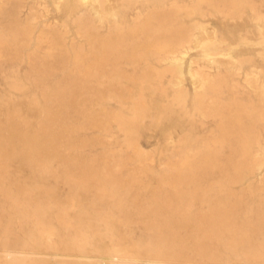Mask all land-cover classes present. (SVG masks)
<instances>
[{
    "label": "rangeland",
    "instance_id": "rangeland-1",
    "mask_svg": "<svg viewBox=\"0 0 264 264\" xmlns=\"http://www.w3.org/2000/svg\"><path fill=\"white\" fill-rule=\"evenodd\" d=\"M56 1L57 0H54V1L53 0H44V4L46 5V7L44 9V13L47 14V19H49L48 22H50V23L56 22L61 29H63L64 24H68V26L66 28L68 31L66 33H63L62 36L64 38L65 43L68 46L66 48V51H65V55H67L65 58L68 57L67 59H69V60H67L68 62L66 61L65 58L62 60L63 61L62 62L63 68L61 66H59V65H61L60 59H58V57L56 55H50L48 53L47 49L45 48V45L38 41V39H37V35L39 34L38 29H34L29 43L22 48L14 46L12 43H10L9 38L7 37V46L9 47L8 51L10 53V56L7 59L4 58V60L0 61V123H1L0 126H2V128H5L7 126V122L11 121L13 123V126L17 125L19 128H21L22 134L24 137L23 138L24 142H30L31 147L33 148V150H32L33 152L30 155L29 160H27L25 162H21L19 156H11V155L3 156V162L5 161L4 164H5L6 172H4L3 174L0 173V219L2 220V221L0 220V264H110V263L102 261L101 256L112 255L114 247H120L125 252V255H124L125 257L123 256L124 258H122V257L118 258L116 256H114V258H109L110 260L116 262L115 264H144L143 263L144 259L150 258L152 256L150 254L142 252L143 251L142 248L147 247L148 245H151V246L153 245V242H151V241L154 240V238L152 237L153 236L152 234L154 233V231H151V230H154V228H153L154 224L162 222V223H165L168 225V224H172L176 221V219H173V218H168V219H163V220L159 219L157 216L158 211L154 210L153 208L154 207L155 208L156 207L161 208V205H159V203H155V204H154V202L152 203V201H153L152 198L156 199L155 196H157L159 198V200L166 198V192H169V190L171 189L170 182L173 181L172 176H174V174L168 170V166L174 165L172 167H176L178 165V162H177L178 158L177 157H179V155L182 154L183 152H186V150L188 148L190 149V152H191L189 154H192L195 156V154L206 150V147H204V145L201 146L203 143H207V142L211 143V141L207 138V136L209 135L210 131L213 129V127H212L213 122L209 121L210 119H201V117L199 116V113H198V110L196 107V103H195V99H194V93L192 92L194 89V86L191 83L192 82V80H190L191 77H190L189 73L187 72L188 71L187 68H189V64H190L191 59L199 56L201 49H200V47L195 48L194 43H191V46L193 49L191 48L188 51V53L185 55L184 59L182 60V63H183L182 64V72L184 73L183 74V81H184V85H185L184 94H182V96H178L176 93L177 89H174L175 87H173V85H171L172 81L173 82L176 81L175 79L171 78L172 72L167 73V71H169L171 67H169L167 65L163 66L164 64L162 62H159L157 59H155L153 56H150V55H148L146 57L149 60H147L145 58L146 61L142 60V61L137 62V61H132L130 59H126V60L123 59L125 61L122 62V67L120 66V68L122 70L121 71L122 77H120L121 75H117V74H115V75L109 74L107 67H106L105 74L100 73V74L96 75L97 78L94 76V78H92V79H91V77H93V76H91L90 80H88L87 77L82 72H79V73L78 72H75V73L72 72V70H73V62H72L73 54H74L75 50L81 51L83 56H85V53H86V56H85L86 58L85 57L83 58V62L84 61L85 62L84 63L82 62V64H84V66H86L91 61L92 51L96 53V51H98L99 49L97 50V49L91 47V45L88 42H86L87 40L84 36L77 34L75 32V29H73L71 26H69L71 24L68 21L64 12L62 15L57 14V12L55 11ZM65 1L66 0H62V1L60 0V2H59V4L63 3V7H62L63 9H65V5H66ZM160 1H162V0H130L129 6H127V7L121 6V9H122L121 15H126V14L130 13V7L133 5H138V6L143 7V5H145V3H147V2L154 3V5H158L160 3ZM165 1L169 3L173 0H171V1L165 0ZM174 1H178V2L183 3V4H185V3L186 4H188V3L195 4L196 3V0H174ZM53 2H54V4H53ZM112 2L115 3V5L118 4L117 0L116 1L111 0V3ZM78 4H79L78 1H76L74 3V5H78ZM204 7H205V5H202V4L200 5V11L203 12L202 16L200 14L198 15V13H196V12L188 14V13H186V11L182 10V11H178L175 13V14H178V16L175 15L174 19L181 20L182 22L185 20L183 23L186 26L191 25L194 21H196L198 19V20H200V22H203L201 24L205 25L209 31H211L210 29L212 27H213L212 29L215 28L214 31H215V34L217 35V37H220V36L225 37L226 43L227 44L231 43V37H230V33H229V20L220 18V16L218 14H216L212 11L208 12L206 9H204ZM45 11H47V12H45ZM186 22L188 23V25ZM206 24L207 25L211 24V25L207 26ZM70 27H71V29H70ZM101 30L104 31L105 29H101ZM71 38H74V46L73 47L70 45L71 44ZM2 48H3V51L5 52L6 51L5 48L4 47H2ZM69 49H71L70 53L68 51ZM16 52H19V54H20L18 56V58L13 57V55ZM65 62H67V65ZM41 63H42V65H40ZM53 63H54V66L52 65ZM140 63H142V64H140ZM35 64L38 65L39 71L36 70V72H35V69H34ZM138 64H140V65L138 66ZM147 64H148V66H147ZM52 66L54 67V69ZM194 66L196 67L197 64L195 63ZM55 67H56V69H55ZM59 67L61 70L57 71V68H59ZM123 67L126 71L123 69ZM150 67L153 69L156 68L157 70H160L161 74L157 75V77L144 75V72ZM164 67H166L167 69L169 68V70H167ZM134 68L137 69V71H139V72H137ZM67 69H71V71L67 70ZM55 70L57 72H54ZM123 70L125 72L128 71L127 76ZM161 70L162 71L164 70L163 74H162ZM135 72H137L138 75ZM72 73L74 74V76ZM71 75L73 76V78H71L72 77ZM75 75H76V77H75ZM68 76H71V77H68ZM108 76L110 77V79L108 78ZM140 76L145 77L146 78L145 80H147V81L140 80V78H142ZM83 77H86L87 81H85L86 79ZM158 77H161V78H158ZM69 78L73 79V82H74V83H72L73 85L75 84V82L77 84L79 82V85L75 84L76 87L79 86L80 88H84V87H86V88L91 87V88L82 89L83 90L82 92H81V90H76L77 92L75 90H73L74 92L73 91L68 92V93H66V95L61 96L62 94H64L63 92H59L62 90L61 85H63V83L66 84L67 79L69 80ZM111 78H113V79H111ZM134 78H135V80H134ZM137 78H139V79H137ZM169 78H170L171 82L168 83V81H170ZM77 79H79V80H77ZM153 79L156 80L157 82L156 81L154 82ZM159 79H160V81H159ZM148 80H150V81H148ZM69 82H72V80L71 81L69 80ZM160 82H162V84ZM93 84H94V86H93ZM163 84L165 86L164 89H162ZM141 85H142V88H141ZM111 86L117 88L118 90L117 91L116 90H114V91L105 90V87H111ZM124 86H125V88H124ZM92 88L94 89V91H93L94 93H92V90H93ZM96 88H98V89H96ZM121 88H123V89H121ZM128 88L130 91L127 90ZM140 88H141V90H140ZM155 88H157L158 90H156ZM185 88H187L188 90ZM103 89H104V92H103ZM84 90H85V92H84ZM90 90H91V92H90ZM153 90H154V92H153ZM95 91H97V93ZM80 93L81 94L83 93V94L80 95ZM102 93H103V95H102ZM104 93L106 94V96H104ZM154 93H156V94L154 95ZM42 94H44L45 96ZM108 95H114L115 98H112L111 96H108ZM70 96H72V97H70ZM83 96H84V98H83ZM87 96H90L89 99L87 98ZM91 96H93V97H91ZM117 96H121V98H119ZM81 98H83V99L81 100ZM85 99H87V101H85ZM122 99H123V101H122ZM114 100L116 103L114 102ZM83 101H84V103H82ZM93 101H95V102H93ZM71 102H72V104H71ZM88 102H90V103H88ZM46 104H47V106H46ZM48 105H51V107ZM55 105H57V106H55ZM86 105H88V109L86 108L87 107ZM89 105H90V107H89ZM103 105H105V106H103ZM193 106H194V108H193ZM100 107H101V110H100L101 112H99V110H97V109H100ZM102 108H104V109H102ZM125 108H126V110H125ZM86 109L88 111H86ZM128 109H130V111ZM42 110H45L47 112L46 113V115L48 117L47 118L48 120L46 122L47 124L44 123V121H43L44 114H41ZM91 110L93 112H91ZM53 111L55 114L52 113ZM136 111L138 113H136ZM139 111H141V112H139ZM89 113H91L92 115ZM110 113L113 115H110ZM93 114L96 115V117L94 116V119H96V120L98 119L97 121H100V118H101L100 122L102 124L98 122L100 125L98 124L99 126H97V127L94 124V122L92 125L93 119H90V118H93L92 117ZM108 114L110 116H108ZM86 115H87V117H86ZM61 116L63 117L62 119L60 118ZM97 117H99V118H97ZM105 117H108V119H106ZM8 118H9V120H8ZM110 118H111V120H110ZM112 118H113V120H112ZM52 119H55V120H52ZM85 119H86V121H85ZM61 120H63V121H61ZM51 121H53V122H51ZM87 121H89V122H87ZM54 122H56V123H54ZM60 122H62V124ZM86 122H87V124H86ZM90 122H91V124H88ZM105 122L107 125L105 124ZM124 122H125V124H123ZM103 123H104V125H103ZM108 124H109V126H108ZM211 124H212V126H211ZM44 125L46 128L44 127ZM87 125H90V126H87ZM63 126H65V127H63ZM68 126L70 128H68ZM84 126H86V127H84ZM100 126H102L103 130H102V128H100ZM129 126H132V127L129 128ZM204 126H206V128H205L206 130L205 129L202 130L204 128ZM58 128H60V129H58ZM97 128H98V130H97ZM133 128H135V129H133ZM64 129H65V131H64ZM60 132H62V133H60ZM1 133H2V135H4L5 131L3 130ZM29 134L30 135L37 134L39 137H37V138L26 137ZM52 134H53V136H52ZM46 135H47V137H46ZM60 135L63 138H60ZM135 135H136V137H135ZM58 136H59V138H58ZM64 136H65V138H64ZM133 136H134V138H133ZM41 137H42V139L45 138L44 141L41 140ZM30 138H32V139H30ZM63 139L66 141H63ZM130 139H131V141H130ZM3 140H4L3 138L0 139V141H3ZM51 141L52 142H55V141L59 142L60 141L59 142L60 144L65 143L64 147L66 149L69 148L68 152H67V150H65L66 152H63V154H65V155L62 154V157L57 161H56V159L51 158L49 155H48V157H47V155H45L44 156L45 159L43 160L45 163L43 162V164H42L43 166L40 165V167L39 166L34 167L33 160L35 159V155L33 153H35V152H37V153L43 152L44 153V149H43L44 145L46 143H51ZM69 142H71V143H69ZM68 144L71 146L69 147ZM139 146H140V148H139ZM221 150H222V153L227 151L224 153L225 155L221 156V158H226L227 157L226 154L228 153V148L225 147ZM70 153H73L72 154L73 158L74 157H76V158L73 159ZM145 153H147V154H145ZM126 155H128V156H126ZM113 156L115 158H113ZM68 157H69V159H68ZM188 157H189V159L193 158V156H188ZM64 159L65 160L68 159L66 161V163H63V162H65ZM95 160H96V162H95ZM78 161H79V163H78ZM108 161H109V164L107 163ZM113 161H118L121 163L123 162L122 163L123 166L120 168L119 171L115 172L116 174L114 176L116 177V179L118 178L117 181L119 180V181L123 182V180H124V182L127 183L126 189L130 192H128L127 190L122 191L121 193H119V196L113 197L110 201H107L106 198H104V196H105V193H109V191H107L108 187H107L106 191L103 190L105 192H104V194H102L103 198H101V194L99 192H101V190H102V187L100 184L103 182L101 181L99 176H96V175H99V172L103 167L110 168V165H112ZM138 161H140V162H138ZM57 162H58V164H57ZM144 164H145V166H144ZM92 165H96L97 167H94ZM98 165H99V167H98ZM140 165H142L144 167H142ZM83 166L85 168H83ZM126 166L130 170L125 169V168H127ZM88 167L90 168V170L88 169ZM133 167L137 168V169L139 168V169L137 170V169H134ZM34 168H36V169H34ZM98 168H100V169L97 171ZM92 169H93V171H95V170L96 171L93 173ZM65 170H67V171H65ZM74 170H76V171H74ZM82 170H84V171L81 173ZM87 170L89 171V176L92 175L91 179H89L90 177L87 176L88 175ZM71 171H73V173H71L72 175H70ZM62 172L63 173L65 172L63 175H67V177L62 176L61 175ZM66 172H68V173H66ZM90 172H92V174ZM232 172H234V171L231 169L227 171V173L231 174V175L229 174L230 177L233 175L231 178L234 177V173H235V172L234 173H232ZM134 173H136V174L134 175ZM73 174H74V176H78V177L75 178L73 176ZM218 174L219 173H217V171H211V170L203 171L202 175H204V176L201 177V181L198 183L199 187H201V185L203 187H205L212 180H213V182L216 181L218 178L217 176H219ZM82 175L85 177H83ZM2 176H5V177L1 178ZM68 176H73L74 180H73V178H68ZM79 176H80L81 180H79ZM95 176L100 181H98V179H96ZM83 178L89 179L91 181L87 180L88 182L86 183L85 182L86 179L83 180ZM239 178L241 179L239 182L231 181L227 185V189H229L231 193L235 194L238 197L244 196V198L250 199L248 208L241 206L237 210L238 220L243 224H247V225L251 226L256 231H258V233L261 234V232L264 231V229H262L261 223L255 220V210H256L257 206H259V207L264 206V191L256 190L254 188V186H256V184H257V178L256 177H253L250 174H246L244 172L243 173L241 172V175L239 176ZM170 179H172V180H170ZM92 180H93V182H92ZM165 180L167 182V185H166ZM83 181L85 183H81ZM77 182L79 185L77 184ZM129 182H130V185L132 184L131 186L128 185ZM206 182H208V183H206ZM213 182L210 183V184H213V185H211L212 189L210 191L205 190V191H203L204 193H202V194L200 193L201 195H199L197 197L198 199L196 201V204L194 202V203H191L189 205L188 212L193 214L197 211H201V210L204 211L214 198L219 197L223 194V192L221 191L223 186L218 184V183H213ZM13 183L15 184V186L13 185ZM83 184H85V186ZM92 184H94V185H92ZM159 184H160V186H159ZM198 184L196 183V185H198ZM17 185L19 188L17 187ZM90 185H91V187H88ZM152 185H153V187H152ZM168 185H170V187ZM196 185H193V184L191 185V183H189V182L187 184L181 183L179 186V190L181 189L180 191H181L182 195L181 194H180L181 196L180 195H178V196L173 195L172 196V198L174 197L173 201L176 200V197H179L180 201L178 202L177 205L180 207H183L185 205V203L189 199L192 198L191 193H192V190L194 189V187ZM85 187H87V188H85ZM184 187H186V188H184ZM20 188L23 189V191L20 190ZM104 188L105 187H103V189ZM157 188H159V189H157ZM163 188H167L168 190H164ZM183 188L185 190L188 189V191L186 190V192H184ZM28 189H29V192H28ZM86 189L89 192L85 191ZM94 189L96 190V192L94 191ZM189 189H191V190H189ZM17 190L19 192H17ZM157 190H159V192ZM42 191H43V193H42ZM93 191H94V193H92ZM189 191H191V192H189ZM38 193L40 196L37 195ZM131 193H132V195L130 196ZM156 193H157V195H156ZM163 193H164L165 197H164ZM26 194L28 195L27 197H26ZM16 195H18V196H16ZM91 195H93V196H91ZM95 195L100 196V197H96ZM135 195H137L136 198H135ZM151 195H152V197H151ZM161 195H162V197H161ZM24 196H25V198H24ZM129 196L132 198L130 199ZM19 197L21 200L19 199ZM52 197H54V198L52 199ZM167 197L169 198L170 195L168 194ZM17 198H18V201L20 200L19 203L17 201ZM32 198H33V200H32ZM137 199H138L139 203L136 202ZM142 199H144V200H142ZM22 200H24V201H22ZM34 200H36V201H34ZM58 200L61 201V203L58 202ZM3 201H4V203H3ZM104 202H105V204H104ZM17 203L21 206H16ZM63 203H64V205H61ZM107 203H109V204H107ZM148 203H149V205H148ZM151 203H152V205H151ZM28 204H29V206H28ZM95 204H97V205L99 204V206H97ZM133 204H135L136 206ZM138 204H140V205H138ZM39 206H41V207H39ZM63 206H65V207L68 206L67 208H69V206H71V207L69 209H67ZM164 206L165 207L162 208L163 210L161 209L165 213L164 215L169 214L171 211L169 212V209H167L168 205L167 206L164 205ZM132 207H134V209ZM26 208H27V210H26ZM59 208H60V210H59ZM99 208H102V209L99 210ZM135 208L139 209V211L136 210ZM144 208H145V210H144ZM61 209H64V210H61ZM95 209H97V210H95ZM166 209H167V211H166ZM23 210H25V211L23 212ZM28 211H29V213L31 212L30 215H29ZM40 211H43L42 216L40 214ZM117 211H118V213H117ZM129 211H131V213H128ZM125 212H127V213H125ZM65 213L67 214V216ZM61 214H64L67 218H69L68 220L70 221L71 224L77 226V228H75L76 233L78 232L79 236H82L81 238H83L81 240V242L79 241V243H81L80 245H81L82 249L78 248V247L76 248L75 245H73L71 243L70 237H72L75 230L73 227H70L66 230V228L60 223V220H59V217L61 216ZM99 214H101V215H99ZM146 214H147V216H146ZM130 215H132L133 217ZM55 216H57V217H55ZM69 216H71V218ZM122 216H123V218H122ZM150 216H151V218H150ZM100 217L104 220H102ZM142 217H144V219ZM56 218H58V219H56ZM127 218H128V220H127ZM153 218L154 219L156 218V219L154 220ZM32 219L33 220L36 219V220L33 221ZM136 219H138V220H136ZM140 219H142V221ZM149 219L151 220L148 222L150 224L147 223V221ZM158 219H159V221H158ZM38 220H39V225H40V223H43L44 224L43 228L47 227L46 229H48L52 232L53 236L50 237V240L47 239L44 234H42L41 227L38 225ZM125 220L127 223L125 222ZM191 222H193V221H191ZM146 223L148 226L146 225ZM88 225H90V227ZM23 227H24V229H23ZM156 227H155V229H156ZM21 228L23 229L22 231H20ZM144 228H145V230L146 229L147 230L145 231ZM166 229L167 228H165V230ZM25 230H26V232H25ZM168 230H169V227H168ZM187 230H189V229H187ZM194 232H195V229H194ZM262 233H264V232H262ZM9 234H10V236H9ZM119 234L121 236L123 234L124 237L122 236L120 238ZM6 235H7V237H6ZM28 236L29 237L31 236V238H29ZM144 236H146V237H144ZM259 237L264 239V234H261V236H259ZM21 239H22V242H21ZM121 239H123V240H121ZM129 239L133 242H131ZM144 239H145V241H144ZM124 240H126L128 243ZM138 240H140L141 243ZM112 241H113V243H112ZM129 243H130V245H129ZM132 243H134V245H132ZM113 244H115V245H113ZM118 244H120V245H118ZM223 246H224L223 244L220 245L219 250L217 251V256L220 259V263H214V264H244L242 259H240L239 257H234V256H231L230 254H227V252L223 249ZM152 248H153V246H152ZM129 251H131V252H129ZM55 252L72 253V254L60 256V255H55ZM78 253H84V254H87L89 256L88 257H80L79 255H77ZM186 253L188 254L187 257H189L190 260H194L197 262H205L201 258H199L198 256H195L194 253L192 252V250L189 248L186 249ZM134 257H136V259ZM115 258L116 259L118 258V259L116 260ZM123 260H125V261H123ZM207 263L208 262L206 261L205 264H207ZM208 264H210V262ZM252 264H254V263H252ZM257 264H264V260H262L261 263H257Z\"/></svg>",
    "mask_w": 264,
    "mask_h": 264
},
{
    "label": "bare ground",
    "instance_id": "bare-ground-1",
    "mask_svg": "<svg viewBox=\"0 0 264 264\" xmlns=\"http://www.w3.org/2000/svg\"><path fill=\"white\" fill-rule=\"evenodd\" d=\"M76 1H78V3H79L78 5H74V3ZM113 1H116V0H113ZM59 2H60V0H57L56 4H55V11L57 12V14L62 15L64 12L68 21L71 24L69 26H71L73 29H75V32L77 34L84 36L87 40V41L86 40L85 41L88 42L91 45V47H93L97 50L99 49L98 51H96V53L92 51L91 61L88 64L87 63L89 61L88 60L86 62L88 65L85 64L86 66H84V64H82L83 58L86 56V53H85V56H83L81 51L75 50V52L73 54V60H72L73 70H72V72H74V73L75 72H78V73L82 72L87 77L88 80H90L91 76H93V77H91V79H92V78H94V76L97 78L96 75H98L100 73L105 74L106 67H107L109 74L121 75L122 70H121L120 66L122 67L123 61H125L126 59H130L132 61H137V62L142 61V60L146 61V59H147L146 57L148 55H150V56H153L155 59H157L159 62H162L164 64L163 66L167 65V66L171 67L170 70H169V68L168 69L166 68L167 66L164 68L169 70V71H167V73L172 72L171 78L175 79L176 81L171 82V80L169 78L170 81H168V83L171 82L172 83L171 85H173V87H175L174 89H177V92H176L177 95L182 96V94H184V87H185L184 81H183V74L184 73L182 72V64H183L182 60L184 59V57L188 53V51L192 48L191 43H194L195 48L200 47V49H201L199 56L192 58V59L190 58L191 61L189 64V68H187V70H188L187 72L189 73V75L191 77L190 80H192L191 83L194 86V89L192 92L194 93V99H195V103H196V107H197L199 116L201 117V119H210L209 121L213 122V126L211 124L213 129L210 131L209 135L207 136V138L211 141V143H209V142L203 143L201 146L204 145V147H206V150L195 154V156L192 154H189L191 152H190V149L188 148L186 150V152H183L182 154L179 155V157H177L178 158V161H177L178 165L176 167H172L174 165L171 166L170 165L171 163L169 164L170 166H168V170L174 174V176H172L173 181L170 182L171 189L169 190V192H166V198L159 200V198L157 196H155L156 199L152 198V200H153L152 203L153 202H154V204L159 203V205H161V208L160 207L159 208H157V207L153 208L154 210L158 211L157 216L159 219L163 220V219L173 218V219H176V221L174 223L168 224V225L165 223H162V222H159V223L155 222L156 224H154V226H153L154 230H151V231H154V233L152 234L153 236L151 235L154 238V240H152V241L150 240L151 242H153V245H152L153 248L151 245H148L147 247L142 248L143 249L142 252H145V253L150 254L152 256L150 258L144 259L143 263L144 264H205L206 261L208 263L210 262V264L220 263V259L217 256V251L219 250V246L222 244L224 245L223 249L227 252V254H230L231 256H234V257H239L240 259H242L244 264L261 263L262 260H264V239H262L259 236H261V234H264V233H262L264 231H262L260 234V233H258V231H256L251 226H249L247 224H243L238 220L237 210L241 206L248 208L250 199H246V198H244V196L238 197L235 194L231 193L230 190L227 189V185L231 181L239 182L241 180L239 178V176L241 175V172L242 173L244 172L246 174H250L253 177L257 178V184H256V186H254V188L256 190L264 191V0H196L195 4H190V3L183 4V3H180V2L174 1V0L168 3L165 0H162V1H160V3L158 5H154V3H150V2L145 3V5H143V7L138 6V5H133L130 7V13H128L126 15H121V12H122L121 6H125V7L129 6L130 0H117L118 4H116V5L113 2L111 3V0H66L65 1V3H66L65 9L62 8L63 3L59 4ZM53 4H54V2H53ZM201 4L205 5L204 9H206L208 12L212 11V12L218 14L220 16V18L229 20V33H230V37H231V43L227 44L225 37H222V36L217 37V35L215 34V31H214L215 28L212 29L213 27L211 26L212 27L210 29L211 31H209L205 25L201 24L203 22H200V20H198V19L196 21H194L189 26H186L183 23L185 20L182 22L181 20L174 19L175 15L178 16V14H175V13L178 11H182V10L186 11V13H188V14L196 12V13H198V15L200 14L202 16L203 12L200 11V5ZM45 7H46V5L44 4V0H0V61L4 60V58L7 59L10 56V53L8 51L9 47L7 46V37L9 38L10 43H12L14 46L22 48L29 43L34 29H38V31H39V34L37 35L38 41L45 45V48L47 49V51L50 55H56L58 57V59H60L61 65H59V64L58 65L62 67V65H63L62 60L67 56V55H65V51H66V48L68 47L64 41L62 34L66 33L68 31L66 29L68 24H64L63 29H61L56 22L55 23L48 22L49 19H47V14L44 13ZM45 12H47V11H45ZM187 25H188V23H187ZM208 25H211V24H208ZM71 27H70V29H71ZM101 29H105V30L102 31ZM70 45L72 47L74 46V38H71V44ZM2 47L5 48V50H6L5 52L3 51ZM70 50L71 49L68 50L69 53H70ZM19 55H20L19 52H16L13 55V57L18 58ZM67 58H65L66 61L69 60ZM123 59H125V60H123ZM147 60H149V59H147ZM67 62H65L66 65H67ZM195 63L197 64L196 67L194 66ZM140 64H142V63H140ZM140 64H138V66ZM40 65H42V63ZM52 65L54 66V63ZM147 66H148V64H147ZM34 69H35V72H36V70L39 71L38 65L35 64ZM53 69H54V67H53ZM55 69H56V67H55ZM71 69H67V70L71 71ZM123 69H124V67H123ZM58 70H61L60 67L57 68V71ZM135 70L137 71V69H135ZM57 71L55 70L54 72H57ZM163 71H162V74H163ZM137 72H139V71H137ZM137 72H135V73L138 75ZM125 73L127 76L128 71ZM159 74H161L160 70H157L156 68L153 69L151 67L148 68L144 72V75L156 76V77ZM76 75H75V77H76ZM71 76H68V77H71ZM73 76H74V74H73ZM73 76L71 78H73ZM86 77H83V78L86 79ZM120 77H122V75ZM140 77H142V78H140ZM140 77H139L140 80L146 79L143 76H140ZM71 78H69V80L70 81L72 80V82H69V80L67 79L66 84L63 83V85H61L62 90L59 92L64 93L61 96L66 95V93L72 92L73 90H75V91L81 90V92H82L83 91L82 89L86 88V87L80 88L79 86L76 87V85H79V82H78V84L75 82L76 85L74 84L75 85L74 86L72 84V83H74L73 79H71ZM108 78L110 79L109 76H108ZM135 78H134V80H135ZM139 78H137V79H139ZM158 78H161V77H158ZM87 79L85 81H87ZM111 79H113V78H111ZM77 80H79V79H77ZM145 81H147V80H145ZM148 81H150V80H148ZM155 81L156 80H154V82ZM159 81H160V79H159ZM160 83L162 84V82H160ZM93 86H94V84H93ZM164 87L165 86L163 84L162 89H164ZM88 88H91V87H88ZM88 88H86V89H88ZM124 88H125V86H124ZM141 88H142V85H141ZM141 88H140V90H141ZM96 89H98V88H96ZM121 89H123V88H121ZM155 89L158 90L157 88H155ZM185 89H187V88H185ZM105 90H110V91L116 90L117 91L118 89L111 86V87H105ZM127 90H129V88ZM93 91H94V89L92 90V93H94ZM84 92H85V90H84ZM90 92H91V90H90ZM95 92L97 93V91H95ZM103 92H104V89H103ZM153 92H154V90H153ZM105 93H104V96H106ZM82 94L80 93V95H82ZM155 94L156 93H154V95ZM42 95H44V94H42ZM102 95H103V93H102ZM84 96H83V98H84ZM108 96L115 98L114 95H108ZM70 97H72V96H70ZM89 97L90 96H87L88 99H89ZM91 97H93V96H91ZM117 97L121 98V96H117ZM83 98H81V100ZM85 101H87V99H85ZM122 101H123V99H122ZM93 102H95V101H93ZM114 102H115V100H114ZM82 103H84V101ZM88 103H90V102H88ZM71 104H72V102H71ZM90 105H89V107H90ZM46 106H47V104H46ZM48 106L51 107V105H48ZM55 106H57V105H55ZM86 106H87L86 108L88 109V105H86ZM103 106H105V105H103ZM101 107H100V109H97V110H99V112H101L100 111ZM104 108H102V109H104ZM193 108H194V106H193ZM87 109H86V111H88ZM125 110H126V108H125ZM128 110L130 111V109H128ZM91 112H93V111L91 110ZM139 112H141V111H139ZM46 113L47 112L45 110L41 111V114H44V119H43L44 123H46L48 120ZM52 113H54V111ZM136 113H138V112L136 111ZM89 114H91V113H89ZM95 114H93V116H92L93 118H90V117L89 118L93 119L92 125L94 122V124L97 127L100 125L99 123H101L100 122L101 118H100V121H97L98 119L97 120L94 119V116L96 117V115H97V114L96 115ZM110 115H113V114L110 113ZM110 115L108 114V116H110ZM86 117H87V115H86ZM60 118L62 119L63 117L61 116ZM97 118H99V117H97ZM105 118L108 119V117H105ZM8 120H9V118H8ZM52 120H55V119H52ZM63 120H61V121H63ZM110 120H111V118H110ZM112 120H113V118H112ZM85 121H86V119H85ZM51 122H53V121H51ZM87 122H89V121H87ZM87 122H86V124H87ZM54 123H56V122H54ZM60 123L62 124V122H60ZM88 124H91V122ZM105 124H106V122H105ZM123 124H125V122ZM103 125H104V123H103ZM87 126H90V125H87ZM108 126H109V124H108ZM44 127H45V125H44ZM63 127H65V126H63ZM84 127H86V126H84ZM130 127H132V126H129V128ZM68 128H70V127L68 126ZM98 128H97V130H98ZM100 128H102V126H100ZM205 128H206V126H204V128L202 130H204ZM58 129H60V128H58ZM65 129H64V131H65ZM133 129H135V128H133ZM3 130L5 131L4 135H2V133H1ZM102 130H103V128H102ZM60 133H62V132H60ZM61 135H60V138H63L62 137L63 135L62 136ZM52 136H53V134H52ZM26 137L37 138L39 136L37 134H33V135L29 134ZM46 137H47V135H46ZM135 137H136V135H135ZM1 138L4 139L3 141H0V173L3 174L4 172H6L5 164H4L5 161L3 162V156H5V155L19 156L20 161L25 162V161L29 160L30 155L33 152L32 151L33 148L31 147L30 142H24V139H23L24 137H23L21 128H19L17 125L13 126V123L11 121L7 122V126L5 128H2V126H0V139ZM32 138H30V139H32ZM58 138H59V136H58ZM64 138H65V136H64ZM133 138H134V136H133ZM44 139H42V137H41L42 141H44ZM56 141L55 142L51 141V143H46L44 145V148H43L44 153L43 152L33 153L35 155V159L33 160L34 167L35 166L40 167V165L43 164V162H44L43 160L45 159L44 158L45 155H47V157L49 155L51 158L56 159V161H57L62 157L63 152H66L65 150H67V152H68L69 148L66 149L64 147L65 143L60 144L59 143L60 141L59 142H56ZM63 141H66V140L63 139ZM130 141H131V139H130ZM69 143H71V142H69ZM70 146L71 145H69V147ZM225 147L228 148V153L226 154L227 157L221 158V156L225 155L224 153L227 152V151H225L224 153H222L221 149H223ZM139 148H140V146H139ZM70 154L72 156L73 153H70ZM145 154H147V153H145ZM63 155H65V154H63ZM126 156H128V155H126ZM188 156H193V158L189 159ZM72 158H73V156H72ZM74 158H76V157H74ZM113 158H115V157L113 156ZM68 159H69V157H68ZM67 160H65V162H63V163H66ZM95 162H96V160H95ZM138 162H140V161H138ZM78 163H79V161H78ZM107 163L109 164V161ZM122 163L118 162V161H113L112 165H110V168L103 167L100 170L99 175H96V176H99V178L103 182L101 184L99 183L102 187L101 192H99L101 194V198H103L102 194H104V192L106 191V189L108 187L107 191H109V193H105V196H104V198H106L107 201H110L113 197L119 196V193H121L122 191L127 190L126 189L127 183L124 182V180H123V182H121L119 180L117 181L118 178L116 179V177L114 176L116 174L115 172L119 171L120 168L123 166ZM57 164H58V162H57ZM92 166L97 167L96 165H92ZM140 166H142V165H140ZM144 166H145V164H144ZM144 166H142V167H144ZM98 167H99V165H98ZM83 168H85V167L83 166ZM34 169H36V168H34ZM88 169L90 170L89 167H88ZM93 169H92V172L94 173L96 170L93 171ZM99 169L100 168H98L97 171ZM125 169H128V167ZM134 169H137V168H134ZM230 169L235 172V173L232 172V173H234L233 178H231L233 175L230 177L231 174L227 173V171ZM76 170H74V171H76ZM128 170H130V169H128ZM206 170L217 171V173H219L218 174L219 176H217L218 177L217 180L215 179L216 177L214 178L216 181L213 182V180L212 181L210 179L209 180L213 183H218V184L222 185L223 188L221 189V191L223 192V194L219 197L214 198L204 211L201 210V211H197V212L192 214V213L188 212L189 205L191 203H194V202L196 204V201L198 199L197 197L199 195H201L202 193H204L203 191H205V190L210 191L212 189L211 185H213V184H210L211 182L208 185H206L205 187H203L202 185H201V187H199V184H198L201 181V177L204 176V175H202L203 171H206ZM65 171H67V170H65ZM83 171L84 170H82L81 173ZM68 172H66V173H68ZM87 172H88L87 176H89V171L87 170ZM92 172H90V173L92 174ZM64 173L62 172L61 175L67 177V175H63ZM71 173H73V171L70 172V175H72ZM135 174L136 173H134V175ZM73 176H74V174H73ZM73 176H68V178H73ZM91 176H89L90 177L89 179H91ZM96 176H95V178L98 179ZM4 177L5 176H2L1 178H4ZM74 177L77 178L78 176H74ZM83 177H85V176H83ZM85 179L86 178H83V180H85ZM89 179H86L85 182L87 183L88 182L87 180H89ZM73 180H74V178H73ZM79 180H81L80 176H79ZM170 180H172V179H170ZM89 181H91V180H89ZM98 181H100V180L98 179ZM85 182L83 181L81 183H85ZM92 182H93V180H92ZM165 182H166V180H165ZM188 182L191 183V185L192 184L196 185V183L198 185H196L194 187V189L192 190V193H191L192 198L187 201L188 203L186 202L183 207H180L177 205L178 202L180 201L179 197H176V200L173 201L174 197L172 198V196L173 195H175V196L180 195L181 194V191H180L181 189L179 190L180 184L181 183L187 184ZM206 183H208V182H206ZM77 184H78V182H77ZM13 185L15 186L14 183H13ZM83 185L85 186V184H83ZM92 185H94V184H92ZM128 185H130V182L128 183ZM166 185H167V182H166ZM159 186H160V184H159ZM168 186L170 187V185H168ZM17 187H18V185H17ZM88 187H91V185ZM103 187H105V188L103 189ZM152 187H153V185H152ZM21 188H20V190L23 191V189H21ZM85 188H87V187H85ZM159 188H157V189H159ZM184 188H186V187H184ZM163 189L168 190L167 188H163ZM103 190H105V191H103ZM186 190L188 191V189H186ZM186 190L184 189L183 191L186 192ZM189 190H191V189H189ZM85 191H87V189ZM94 191L96 192L95 189H94ZM94 191L92 193H94ZM157 191L159 192V190H157ZM17 192H19V191L17 190ZM28 192H29V189H28ZM87 192H89V191H87ZM128 192H130V191H128ZM189 192H191V191H189ZM42 193H43V191H42ZM132 193L130 194V196L132 195ZM164 193H163V195H164ZM168 194L170 195L169 198L167 197ZM37 195H39V193ZM152 195H151V197H152ZM156 195H157V193H156ZM16 196H18V195H16ZM27 196L28 195L26 194V197ZM91 196H93V195H91ZM130 196H129V198L131 199L132 197H130ZM136 196L137 195H135V198H136ZM96 197H100V196H96ZM161 197H162V195H161ZM164 197H165V195H164ZM24 198H25V196H24ZM53 198L54 197H52V199ZM19 199H20V197H19ZM138 199L136 202H138ZM32 200H33V198H32ZM142 200H144V199H142ZM17 201H18V198H17ZM19 201H18V203H19ZM22 201H24V200H22ZM34 201H36V200H34ZM58 202L61 203V201H59V200H58ZM3 203H4V201H3ZM18 203L16 206H21ZM152 203H151V205H152ZM99 204L98 205L95 204V205L99 206ZM104 204H105V202H104ZM107 204H109V203H107ZM61 205H64V203ZM133 205H135V204H133ZM138 205H140V204H138ZM148 205H149V203H148ZM164 205H166V206L168 205L167 209H169V212L171 211L169 214L164 215L165 213L162 211L163 210L162 208L165 207ZM28 206H29V204H28ZM39 207H41V206H39ZM63 207H65V206H63ZM67 207L68 206H66L65 208H67ZM70 207L71 206H69V208ZM69 208H67V209H69ZM132 208L134 209V207H132ZM97 209H95V210H97ZM100 209H102V208H99V210ZM135 209L139 211V209H137V208H135ZM167 209H166V211H167ZM26 210H27V208H26ZM59 210H60V208H59ZM61 210H64V209H61ZM144 210H145V208H144ZM24 211L25 210H23V212ZM28 213H29V211H28ZM30 213H29V215H30ZM117 213H118V211H117ZM125 213H127V212H125ZM128 213H131V211H129ZM40 214L42 216L43 211H40ZM99 215H101V214H99ZM66 216H67V214H66ZM66 216L64 214H61V216L59 217L60 223L66 228V230L70 227H73L75 230V228H77V226L71 224L70 221L68 220L69 218H67ZM130 216H132V215H130ZM146 216H147V214H146ZM55 217H57V216H55ZM69 217L71 218V216H69ZM122 218H123V216H122ZM142 218L144 219V217H142ZM150 218H151V216H150ZM56 219H58V218H56ZM159 219H158V221H159ZM35 220H33V221H35ZM102 220H104V219H102ZM127 220H128V218H127ZM136 220H138V219H136ZM140 220L142 221V219H140ZM255 220L260 222L262 225V229H264V206H262V207L257 206L256 207ZM149 221H151V220L149 219L147 221V223ZM191 221H193V222H191ZM125 222H126V220H125ZM147 223H146V225H147ZM148 224H150V223H148ZM38 225H39V220H38ZM39 226L41 227L42 234H44L46 236V238L50 240V237L53 236L52 232L50 230L46 229L47 227L43 228V226H44L43 223H40ZM88 226L90 227V225H88ZM24 227H23V229H24ZM155 227H156V229H155ZM168 227H169V230H168ZM145 228H144V230H145ZM165 228H167V229L165 230ZM23 229L21 228L20 231H22ZM187 229H189V230H187ZM194 229H195V232H194ZM25 232H26V230H25ZM10 234H9V236H10ZM122 236H123V234H122ZM122 236L120 235V238ZM6 237H7V235H6ZM81 237L82 236H79L78 232L76 233V230L74 231V234L72 235V237H70L71 243L73 245H75L76 248L78 247V248L82 249V247L80 245L81 243H79V241L81 242V240L83 239ZM144 237H146V236H144ZM29 238H31V236ZM123 239H121V240H123ZM124 241H126V240H124ZM138 241L140 242V240H138ZM144 241H145V239H144ZM21 242H22V239H21ZM131 242H133V241H131ZM112 243H113V241H112ZM113 245H115V244H113ZM118 245H120V244H118ZM129 245H130V243H129ZM132 245H134V243H132ZM188 248L192 250V252L194 253L195 256H198L199 258H201L205 262H197L194 260H190V258L187 257L188 254L186 253V249H188ZM129 252H131V251H129ZM71 254L72 253L55 252V255H60V256L61 255L62 256L63 255L64 256L65 255H71ZM77 255H79L80 257H88L89 256V255L84 254V253H78ZM124 255H125V252L122 248L114 247L112 255H103V256H101V259L104 262H107L110 264H115L116 262L110 260L109 258H114V256H116L118 258H121V257L124 258L125 257ZM134 258L136 259V257H134ZM125 260H123V261H125Z\"/></svg>",
    "mask_w": 264,
    "mask_h": 264
}]
</instances>
